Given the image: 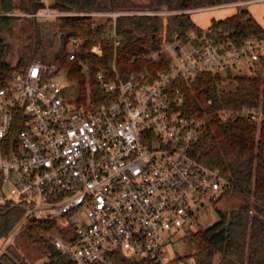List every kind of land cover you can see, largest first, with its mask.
<instances>
[{
    "label": "built area",
    "instance_id": "2783aa9c",
    "mask_svg": "<svg viewBox=\"0 0 264 264\" xmlns=\"http://www.w3.org/2000/svg\"><path fill=\"white\" fill-rule=\"evenodd\" d=\"M44 4V10L31 15H64ZM176 13L164 6L135 14ZM82 14L92 17V25L110 17L108 25L114 26L115 17L134 13ZM211 30L164 41L149 55L168 58V67L155 74L121 78L114 64L113 74L97 69L101 93L96 99L87 85L83 101L68 102L65 90L72 83L66 73L39 58L0 79V206L20 208L19 225H72V238L53 237L55 248L72 264H115L119 252L130 262L170 264L165 246L197 225L205 199L214 201L231 187L218 170L190 155L201 123L178 110L183 97L172 81L192 82L201 72L252 76L264 62V32L236 44L227 34L216 36ZM110 36L117 44V35ZM106 38L92 45L90 53L101 55ZM81 43L70 40L69 59ZM17 111L22 128L12 141L8 134ZM219 116L221 122L241 116L259 123L264 110L242 106L221 109Z\"/></svg>",
    "mask_w": 264,
    "mask_h": 264
},
{
    "label": "trees",
    "instance_id": "16d2710c",
    "mask_svg": "<svg viewBox=\"0 0 264 264\" xmlns=\"http://www.w3.org/2000/svg\"><path fill=\"white\" fill-rule=\"evenodd\" d=\"M239 0H149L139 5L132 0H54L47 4L53 12L64 13L56 17H36L31 14L45 9L41 0H22L15 8L13 0H0V79L10 77L14 71L24 70L32 58L55 63L63 70L72 85L65 90L68 102L76 103L90 95L96 99L100 87L95 80L97 69L104 68L113 74L114 64L121 78L131 73L165 70L168 58L161 54L157 59L149 55L158 50L164 41L181 39L190 32L200 33L188 11L233 3ZM165 6L178 13L165 17L137 12L155 11ZM17 9V10H16ZM119 11L134 14L119 15L114 26L110 17L95 21L82 14ZM23 15H15V12ZM57 21L59 45L52 51L44 42L38 21ZM19 21H21L19 23ZM211 34H227L236 44L246 38L260 37L264 30L245 9L220 20H213ZM163 32V33H161ZM27 41L16 49L14 65L8 57L13 55L7 37ZM110 35H117L118 43ZM154 35V37H153ZM107 38L99 56L90 53L92 45ZM82 41L75 48L74 59H69L67 45L71 39ZM81 63L86 65L82 70ZM234 81L235 88L220 90L222 81ZM171 86L178 87L183 101L178 110L187 118L201 123L198 141L190 148V155L200 164L216 169L229 182L230 193L238 198L229 210H217L218 220L206 228L190 233L195 244L192 264H212L218 255V264H264V120L257 123L236 116L220 121L221 109L239 110L242 106L264 110V62L252 76L201 72L192 82L175 79ZM22 128L21 112L12 120L8 138L14 141ZM222 194V195H224ZM23 211L18 207L0 206V239L14 230L17 242L8 244L0 254V264H28L20 251L24 247L39 246L43 264H72L54 246L52 234L70 239L72 225L58 221H28L19 225ZM115 264H144L127 261L120 252ZM172 260L182 261L176 255Z\"/></svg>",
    "mask_w": 264,
    "mask_h": 264
},
{
    "label": "rangeland",
    "instance_id": "374dc122",
    "mask_svg": "<svg viewBox=\"0 0 264 264\" xmlns=\"http://www.w3.org/2000/svg\"><path fill=\"white\" fill-rule=\"evenodd\" d=\"M22 0H13L15 8L20 5ZM46 4H51L54 0H41ZM133 2L144 5L148 3L149 0H132ZM164 7V6H162ZM161 7V8H162ZM17 10V9H16ZM15 15H23V13L15 12ZM194 16V14H193ZM21 21H19L20 23ZM38 26L41 31L42 38L44 42L47 44H51L50 50L54 51L59 45V32L57 27V21L54 19H42L38 21ZM163 33V32H161ZM7 41L11 43V50L13 51V55L8 57L9 61L14 65L16 56V49L18 46L25 44L27 41L25 39L18 40L13 36H8ZM18 45V46H17ZM243 73L247 72L245 69L241 70ZM232 73H236V70H232ZM64 74L58 76L60 79H63ZM224 77V76H223ZM218 88L220 90H228L235 88L234 81H222L218 84ZM238 198L236 196L231 195L230 193L221 195L216 200H207L203 201V206L199 208L197 212V225L190 228V231L187 233H181V238H174L168 245L165 246L164 252L169 257L170 264H190L189 259L193 258L195 252V244L190 239V233L198 230L199 228H206L209 225L213 224L218 220L217 210H229L235 204H237ZM15 230L7 237L0 239V254L4 251L5 247L10 244L11 242H17V238L14 239ZM54 234H52V238ZM39 246L33 245L30 247H24L21 244L20 251L22 255L27 260L28 264H43L44 259H42ZM176 255H179L183 260L176 261L172 260ZM219 257L215 255L212 261V264H218Z\"/></svg>",
    "mask_w": 264,
    "mask_h": 264
},
{
    "label": "crops",
    "instance_id": "0c3cea01",
    "mask_svg": "<svg viewBox=\"0 0 264 264\" xmlns=\"http://www.w3.org/2000/svg\"><path fill=\"white\" fill-rule=\"evenodd\" d=\"M240 5L224 4L213 7H205L188 11L193 23L201 28L210 27L213 20L224 19L240 9H245L257 24L264 30V0H239ZM234 3V2H233ZM194 14V16H193Z\"/></svg>",
    "mask_w": 264,
    "mask_h": 264
},
{
    "label": "water",
    "instance_id": "95a60500",
    "mask_svg": "<svg viewBox=\"0 0 264 264\" xmlns=\"http://www.w3.org/2000/svg\"><path fill=\"white\" fill-rule=\"evenodd\" d=\"M153 37H154V35H153Z\"/></svg>",
    "mask_w": 264,
    "mask_h": 264
}]
</instances>
